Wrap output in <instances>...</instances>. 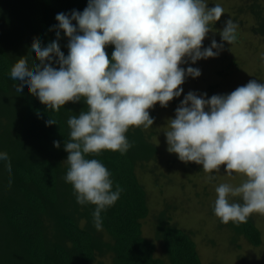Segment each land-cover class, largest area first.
<instances>
[{
  "label": "trees",
  "instance_id": "trees-1",
  "mask_svg": "<svg viewBox=\"0 0 264 264\" xmlns=\"http://www.w3.org/2000/svg\"><path fill=\"white\" fill-rule=\"evenodd\" d=\"M216 1L224 8V15L213 25L203 46L209 47L215 39L223 43L224 48L218 57L203 59L211 65V70L199 66L202 59L196 62L197 67L190 60L181 65L185 69L199 68L201 75L191 77L192 82L185 80L181 96L170 101L166 108L157 103L149 109L154 118L151 128L129 129L126 135L132 147L127 153L104 151L99 156L88 157L98 159L107 167L114 189L117 185L123 188L116 204L102 212L103 228L98 231L92 216L95 206L79 205L72 185L64 179L69 167L68 153L64 150V143L69 140L66 121L71 115L87 111L88 106L81 99L67 102L60 112H54L29 93L16 97L13 89L18 86L10 83L14 69L30 59L34 43L42 42L47 46L57 40L56 15L70 14L72 10L82 12L88 0H0V155H7L12 166L11 185L9 176L0 167V264H229L218 255H205L195 243L212 237L221 245L222 241L214 233L224 224L214 213L211 216L218 225L204 216L203 221L194 224L179 218L189 215L190 210L179 208L185 203L189 208L207 207L212 201L209 205L214 206V188L221 184L223 173H215L212 192L210 185L197 192L191 201L187 194L184 197L182 194L186 187L194 188L188 175L202 165L184 163L177 154L167 151L168 145H162L166 142L165 132L169 130L168 117L175 118V110L188 92L206 93V98H210L234 91L253 79L264 82V0ZM210 2L207 0L208 7H213ZM229 18L238 24V41L232 45L222 42L220 36ZM249 35L256 37L259 43L245 46L243 51L251 54L250 67L244 71L247 74L241 76L242 61L238 56L243 51L239 46ZM68 42L61 32L58 43L65 56L69 52ZM105 51L111 60L114 45H107ZM28 71L31 74L35 69L29 65ZM50 117L57 124L47 126ZM54 141L60 142V148L54 147ZM174 169L184 174L189 185L185 178L178 181ZM163 176L168 190L160 189L164 198L161 194L156 197L162 200L157 204L158 209L151 212L152 190L148 183L150 180L162 183ZM181 209L183 214L178 213ZM173 212L178 218H173ZM147 225L150 231H144ZM225 225L231 230L230 237H234L231 246H237L238 238L244 237L251 246L249 249H253L252 258L256 249L264 244L262 214L253 213L246 223ZM197 234L200 236L195 237ZM237 258L236 264H249L236 251L232 259Z\"/></svg>",
  "mask_w": 264,
  "mask_h": 264
},
{
  "label": "clouds",
  "instance_id": "clouds-1",
  "mask_svg": "<svg viewBox=\"0 0 264 264\" xmlns=\"http://www.w3.org/2000/svg\"><path fill=\"white\" fill-rule=\"evenodd\" d=\"M224 11L220 4L208 7L207 0H88L82 12L57 14V40L47 46L34 43L30 59L12 72L16 97L29 93L54 112L81 99L88 106L66 121L69 167L64 179L79 205L95 206L98 231L102 212L116 204L123 188L114 189L107 167L88 157L104 151L127 153L132 147L129 129L151 128L149 109L157 103L166 108L183 93L186 77L201 75L199 68L181 65L220 55L223 43L213 39L204 47L203 41ZM61 32L69 41L67 56L58 43ZM220 36L222 42L235 44L238 24L227 19ZM107 45H114L111 60ZM29 65L35 69L31 74ZM206 97L192 91L184 96L175 118L167 122V151L184 163L202 165L209 181L221 166L228 176L242 175L239 185L215 188L213 210L223 224L246 223L253 213L264 215V82L253 79L229 94ZM55 124L51 117L46 121L47 126ZM53 144L61 146L59 141ZM0 167L11 185L7 155H0Z\"/></svg>",
  "mask_w": 264,
  "mask_h": 264
},
{
  "label": "rangeland",
  "instance_id": "rangeland-1",
  "mask_svg": "<svg viewBox=\"0 0 264 264\" xmlns=\"http://www.w3.org/2000/svg\"><path fill=\"white\" fill-rule=\"evenodd\" d=\"M208 1L209 2L211 1L210 4H212L213 6L215 4H217L216 0H214V1L208 0ZM224 1L225 0H223V2ZM228 1L235 3V0H227V2ZM248 43L256 44V43H259V41L257 40L256 37L249 35L248 38L243 39L241 45L239 46V49L241 51H243L246 48L245 46L249 45ZM20 54L22 55V53H20ZM250 56H251L250 51H246V50L243 51L242 53H240L238 56V59L240 61H242V66H241L242 68H241V73H240L241 76L243 75V73L247 74L244 71H246L250 67V64L248 62L250 59ZM211 63L214 64L215 62H211ZM196 64L197 63H195L194 65L197 67ZM200 64L201 65H199V66L204 67L205 69L211 70V65L207 61L203 62V59H202ZM241 78H244V77H241ZM185 80L192 82V78L190 76L186 77ZM240 86H243V85L240 84ZM230 87H232V86H230ZM231 92L232 91H230V92L226 91L227 94H229ZM168 118L171 119L170 117H168ZM162 145H167V142L163 141ZM163 171H165L164 165H163ZM174 171L177 172L178 181L182 182L185 178L184 174L181 175V173L177 169H174ZM197 171H195L193 173H189V175H188V180L190 181V185L194 186L195 189L194 188L190 189L188 186L185 188V191L182 194L183 197L185 194H187L186 197L188 199H190L191 201L193 198H196L195 195L198 194L197 192L203 191V188H210V185H211V189H210L211 192L213 191V188H214V186L212 188V183L215 181V178L213 180L209 181L207 179V177L210 174L205 173L202 169V166ZM220 172L223 173L222 178H221V183H230V184H233L234 186H236V185H239L240 183L243 182L244 177L240 174H233L232 176H228L225 174L224 168H222L220 170ZM164 173L167 174V171ZM164 173L162 175H164ZM170 174H172V173L170 172ZM212 175L215 176V173ZM216 175H217V173H216ZM218 177H219L218 179L220 180V176H218ZM161 179H162V183H158L157 181L153 182L151 180L148 183L150 189L152 190V193L150 192V199H149L151 202V204H150L151 212H155L158 209L159 206H157V204L164 198V195L162 192L163 188L168 190V188L165 186V184L163 182L164 176L161 177ZM185 183L189 185L187 178H185ZM217 186H215V188ZM161 188H162V191L160 190ZM166 192H167V195H170L169 191H166ZM160 194H161L162 199H157L156 197H159ZM197 199L200 201V198H197ZM209 204L211 205L212 201ZM209 204L207 207L195 205V206H192L190 208H189L188 203H185L184 205H180L179 208H185L186 210H190V212H189V215H182V216L180 215L179 218L181 217L180 219L182 220V222L192 223V224H194L195 221H197V222L203 221L205 218L209 222L214 221L218 225L219 222L211 216V214L214 213V210H213L214 206H210ZM183 212H184L183 209L178 211L179 214H183ZM172 214H173L172 215L173 218L175 216H176V218H178V214L176 212H173ZM202 216H204V218H202ZM158 218H159V215L157 217V220H155V223L158 222ZM221 227L222 228H220V230H218L214 233L215 237H218V239L222 241L220 246L217 245L216 238L213 239L212 237L210 239L205 240V241H201V239L195 241V243L198 245L197 247L201 248L205 255H207V256L208 255H218V257L222 258L226 263L236 264V262H239L238 258L236 259V261H234L232 259V254L237 251L242 255V257H244V259H246L247 263H249V264H251V263L252 264H261V260L264 259V247H263L264 244L263 243H262L263 245L261 244V247L256 249V252H254V256L252 258V255H253L252 250L253 249L252 250L249 249L251 246H249L247 244L248 243L247 240L244 237H239L237 240L238 245L232 247L230 243H231V241H233L234 237H230V233H231L230 228L225 224L221 225ZM144 231H150L148 225L144 228ZM261 235H262V238L264 240V229H263V232L261 233ZM199 236L200 235H198V234L195 235V237H199ZM235 249H236V251H235Z\"/></svg>",
  "mask_w": 264,
  "mask_h": 264
}]
</instances>
